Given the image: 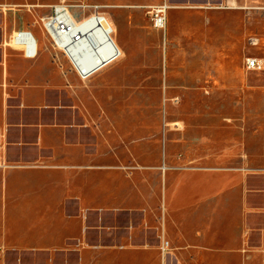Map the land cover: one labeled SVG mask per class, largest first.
Returning <instances> with one entry per match:
<instances>
[{
    "label": "crops",
    "instance_id": "1",
    "mask_svg": "<svg viewBox=\"0 0 264 264\" xmlns=\"http://www.w3.org/2000/svg\"><path fill=\"white\" fill-rule=\"evenodd\" d=\"M3 2L0 264H264V6L114 0L105 16L120 57L82 81L42 27L19 26ZM162 4L160 30L147 9ZM17 31L34 36V59L9 44ZM215 94L217 125L206 103L164 127L171 106L124 105Z\"/></svg>",
    "mask_w": 264,
    "mask_h": 264
},
{
    "label": "built area",
    "instance_id": "2",
    "mask_svg": "<svg viewBox=\"0 0 264 264\" xmlns=\"http://www.w3.org/2000/svg\"><path fill=\"white\" fill-rule=\"evenodd\" d=\"M90 16L80 18L71 13L66 0H59L52 6V12L41 22L42 30L49 40L51 48L59 53L70 65L72 71L82 80H87L93 73L102 67L112 63L120 57V51L112 40V30L96 23L85 27V22L93 18H99V7L93 6ZM166 4L149 7L147 14L156 29H164L166 25ZM16 42L24 57L34 59L37 55V42L30 32L17 31L10 37L9 44ZM12 46V45H11ZM246 67L249 70L261 71L262 63L256 58L246 59ZM91 64L90 67L87 65ZM0 166L3 162L0 160ZM168 243L164 242L162 251H166Z\"/></svg>",
    "mask_w": 264,
    "mask_h": 264
},
{
    "label": "rangeland",
    "instance_id": "3",
    "mask_svg": "<svg viewBox=\"0 0 264 264\" xmlns=\"http://www.w3.org/2000/svg\"><path fill=\"white\" fill-rule=\"evenodd\" d=\"M3 2L4 5H6V11H9L12 13V15H16V18L14 17V20L19 24V26L28 28V29H34V28H39L41 27V22L44 18L49 16L52 12V7H43L41 5L46 4L49 2L51 5H55L58 0H4ZM114 0H66L67 4L70 6L71 13L73 15L78 16L80 18H83L85 16H90L94 11H93V6H98L99 7V13L101 14H106V7L105 4L112 3ZM255 1L258 5L264 6V0H253ZM37 4L40 5V7H32L36 6ZM13 20V19H12ZM263 20L259 18V32H258V49H257V57L258 58H264V42L261 41V39H264V24ZM39 36H43L41 32L38 34ZM113 38V35H112ZM249 38V34L247 33V41ZM48 43L49 40L47 41ZM13 46V45H12ZM51 48V45H50ZM52 49V48H51ZM53 51V50H52ZM55 53V51H53ZM59 54V53H56ZM60 56V54H59ZM249 57V54L247 53L246 55ZM67 65V68L70 70V65L65 62ZM124 68H133L132 66L129 65V60L128 61H123L122 64H117L114 66V68H111L108 74L114 75L116 74L120 69ZM74 73V72H73ZM85 81V80H84ZM180 85V83H178ZM250 80L249 76L244 80L242 83V87L247 88V85L249 86ZM182 86V85H180ZM195 88L199 90H206V91H213L214 93H217V83L216 82H202L199 83L198 86H195ZM87 98L85 97V100ZM217 96H212L210 98H205L203 99L202 97H195L193 99L191 98H186V97H166V98H161V99H155V98H145V100L142 99H137L135 97H130L127 98L126 102L124 103L125 100L122 102L126 106H134L138 104H145V105H167L171 106L173 111H170L166 114H163V127H164V122L165 123H172V122H181L184 126V123L187 120V112H186V107L188 105H202V104H208L206 106H210L211 110H213V113L211 114L212 118L209 120V123H213L214 125H217L221 122V117L217 113ZM161 101V103H160ZM233 101H231V104ZM113 107L114 106H119L117 100H112L110 103ZM175 127L179 128L181 125L179 123L173 124ZM174 126H167L168 128H172ZM179 126V127H178ZM182 126V127H183ZM184 129V127H183Z\"/></svg>",
    "mask_w": 264,
    "mask_h": 264
},
{
    "label": "bare ground",
    "instance_id": "4",
    "mask_svg": "<svg viewBox=\"0 0 264 264\" xmlns=\"http://www.w3.org/2000/svg\"><path fill=\"white\" fill-rule=\"evenodd\" d=\"M97 24V25H101L102 27H106V26H109L110 28H111V30L113 29L112 28V26H111V23H110V21L107 19V17L104 15V14H101L100 16H99V18H93V19H91V20H89V22H85V27H89V26H92L93 24ZM31 35H32V33H30ZM32 37L34 38V36L32 35ZM11 45H13V46H16V42H14V41H12L11 43H10ZM117 47V46H116ZM88 67H90L91 66V64H88L87 65Z\"/></svg>",
    "mask_w": 264,
    "mask_h": 264
}]
</instances>
